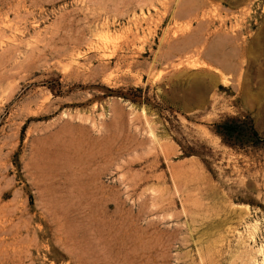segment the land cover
I'll return each mask as SVG.
<instances>
[{
	"label": "rangeland",
	"instance_id": "374dc122",
	"mask_svg": "<svg viewBox=\"0 0 264 264\" xmlns=\"http://www.w3.org/2000/svg\"><path fill=\"white\" fill-rule=\"evenodd\" d=\"M0 264H264V0H0Z\"/></svg>",
	"mask_w": 264,
	"mask_h": 264
},
{
	"label": "bare ground",
	"instance_id": "6f19581e",
	"mask_svg": "<svg viewBox=\"0 0 264 264\" xmlns=\"http://www.w3.org/2000/svg\"><path fill=\"white\" fill-rule=\"evenodd\" d=\"M151 133V132H150ZM7 215V214H6ZM18 229V228H17ZM9 230V229H8ZM13 244V243H12ZM19 248V247H18ZM5 250V249H4Z\"/></svg>",
	"mask_w": 264,
	"mask_h": 264
}]
</instances>
